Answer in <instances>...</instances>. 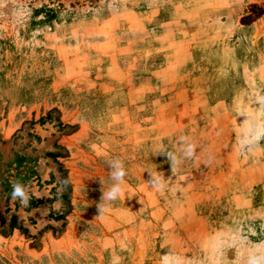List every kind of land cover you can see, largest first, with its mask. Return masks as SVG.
<instances>
[{
	"label": "rangeland",
	"instance_id": "obj_1",
	"mask_svg": "<svg viewBox=\"0 0 264 264\" xmlns=\"http://www.w3.org/2000/svg\"><path fill=\"white\" fill-rule=\"evenodd\" d=\"M261 130L264 0H0V264H243Z\"/></svg>",
	"mask_w": 264,
	"mask_h": 264
},
{
	"label": "clouds",
	"instance_id": "obj_2",
	"mask_svg": "<svg viewBox=\"0 0 264 264\" xmlns=\"http://www.w3.org/2000/svg\"><path fill=\"white\" fill-rule=\"evenodd\" d=\"M261 135H264V130H261L258 132L254 138L251 137L250 132L245 133V139L241 142V148L245 147L246 145L250 146L251 144L257 142ZM181 143L183 147H181L180 151L183 153L186 157H192L194 154V146L187 142L186 138L181 137L180 138ZM160 154H164L167 156L173 173L175 172V166L180 162L178 157L173 154L172 152H161ZM109 167L111 169L110 171V178L114 181V183L111 185V187L104 191L102 188V196H101V202L102 201H115L119 198L122 187L121 185L124 183V177L126 175V171L124 168V164L121 160L115 159L109 162ZM164 177L162 176H156L150 173V183L154 188L157 190H162L164 187L163 184ZM100 183L102 185V180H100ZM11 197L13 200L19 199L22 206L26 207L30 201V196L28 194L27 187L22 184L19 181H15L12 183V193ZM100 212L102 211V208L100 207V203L98 205ZM243 264H264V244H256L251 246L247 249L246 255L242 257ZM163 264H172V261L169 257L165 256L163 258Z\"/></svg>",
	"mask_w": 264,
	"mask_h": 264
},
{
	"label": "trees",
	"instance_id": "obj_3",
	"mask_svg": "<svg viewBox=\"0 0 264 264\" xmlns=\"http://www.w3.org/2000/svg\"><path fill=\"white\" fill-rule=\"evenodd\" d=\"M17 219V216L16 215H13L12 216V221L16 220Z\"/></svg>",
	"mask_w": 264,
	"mask_h": 264
}]
</instances>
